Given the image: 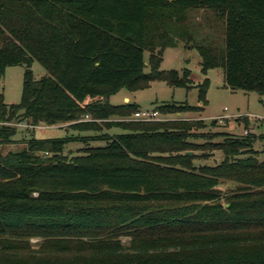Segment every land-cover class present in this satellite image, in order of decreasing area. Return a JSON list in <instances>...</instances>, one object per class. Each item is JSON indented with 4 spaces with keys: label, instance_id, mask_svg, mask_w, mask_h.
Masks as SVG:
<instances>
[{
    "label": "trees",
    "instance_id": "16d2710c",
    "mask_svg": "<svg viewBox=\"0 0 264 264\" xmlns=\"http://www.w3.org/2000/svg\"><path fill=\"white\" fill-rule=\"evenodd\" d=\"M199 9L213 12L209 32L190 17ZM181 41L203 74L222 67L227 87L264 97V0H0V82L26 66L20 103L0 93V119L80 133L0 154V264H264V133L215 132L224 159L197 165L203 120L165 117L199 106L164 102L165 119L141 121L126 120L138 103L110 102L155 81L193 87L190 69H161ZM35 60L48 75L34 78ZM196 86L206 104L210 79ZM17 131L0 128V143ZM78 140L89 145L68 157ZM223 181L238 186L224 194Z\"/></svg>",
    "mask_w": 264,
    "mask_h": 264
},
{
    "label": "rangeland",
    "instance_id": "374dc122",
    "mask_svg": "<svg viewBox=\"0 0 264 264\" xmlns=\"http://www.w3.org/2000/svg\"><path fill=\"white\" fill-rule=\"evenodd\" d=\"M192 21L200 22L205 27L206 32L210 31V25L214 21L213 12L207 9H199L190 13ZM149 54L146 53V57ZM202 57L197 49L185 48L184 43L181 41L175 47H168L163 54V62L161 64L162 70H178L180 73L185 68L191 70V78L194 81V86L190 89L184 87H172L165 81H155L152 85L144 90L129 91L122 89L117 94L110 98V102L115 105L129 102L125 100V96H128L132 102H137L140 108L143 110H154L156 106L164 102H187L194 106H199L200 110L185 112L181 115H168L165 118L185 119V120H203L204 127L201 129H193L197 133L192 141L196 143L191 154H196L194 162L197 165H213L219 163L224 159V154L221 150H212L210 148L213 142H223L222 136H214L215 132H226L233 134H244L246 129L256 134L264 133V122H259L254 115H264V97L260 96L257 92H246L241 89H231L226 86L225 72L222 67L209 70L205 75L201 68ZM26 66L14 65L9 66L6 69L4 78L0 82V93H3L5 102L9 105L18 104L22 98L24 75ZM32 70L35 79H40L43 76L49 74L47 69L37 60L32 64ZM150 68H146V72H149ZM206 78L210 79V87L207 92L208 102L205 104L203 101H199V86ZM232 116L228 119H217L218 116L228 115ZM238 114V115H237ZM253 114V115H252ZM243 115H249L250 125L252 128H246L244 121H237V117ZM225 117V116H224ZM215 120V121H214ZM69 123H63L56 126H49L41 124L36 129L18 128V131L14 137V142L0 143V154H6L9 151H16L25 147L26 141L33 135L36 137L48 138L58 137L64 135H76L78 132L73 131ZM61 126V127H60ZM103 132L110 134L120 133L119 128H104ZM96 133L93 131L82 133V135L92 136ZM199 137H201L199 139ZM199 144V145H197ZM89 144L85 142L71 141L66 145L64 153L68 157L79 155L82 149ZM91 146H105L106 143L102 141L90 142ZM255 148L258 150L263 149V142L258 140L255 143ZM204 152H208L206 156H203ZM263 156H260L262 159ZM236 182L223 181L220 185V189L224 194L236 189ZM38 239H32V242H37Z\"/></svg>",
    "mask_w": 264,
    "mask_h": 264
},
{
    "label": "built area",
    "instance_id": "2783aa9c",
    "mask_svg": "<svg viewBox=\"0 0 264 264\" xmlns=\"http://www.w3.org/2000/svg\"><path fill=\"white\" fill-rule=\"evenodd\" d=\"M243 115H239V117H242ZM247 116V115H246ZM249 116V115H248ZM257 119L264 120V116H256ZM223 119L224 116H218L217 119ZM87 119H89L87 117ZM165 119L160 115V113L154 109V110H138L131 118H128L126 120H141V121H156V120H163ZM3 127H13V128H26V129H36L39 126H35L32 124L27 123L25 120H8V119H0V128ZM247 133V130L245 131Z\"/></svg>",
    "mask_w": 264,
    "mask_h": 264
},
{
    "label": "crops",
    "instance_id": "0c3cea01",
    "mask_svg": "<svg viewBox=\"0 0 264 264\" xmlns=\"http://www.w3.org/2000/svg\"><path fill=\"white\" fill-rule=\"evenodd\" d=\"M125 100H128V101H131V99L128 97V96H125ZM263 101H264V99H262ZM135 102V101H134ZM137 103V102H136ZM179 115H181V114H178V116ZM238 115V114H237ZM253 115V114H252ZM223 116H225L224 118H226V119H228V118H230L232 115L231 114H228L227 116L226 115H223ZM254 116H264V115H260V114H258V115H254ZM239 117V116H238ZM237 117V118H238ZM236 118V119H237ZM57 125H59V124H57ZM53 126H56V125H53ZM61 127V126H60Z\"/></svg>",
    "mask_w": 264,
    "mask_h": 264
},
{
    "label": "water",
    "instance_id": "95a60500",
    "mask_svg": "<svg viewBox=\"0 0 264 264\" xmlns=\"http://www.w3.org/2000/svg\"><path fill=\"white\" fill-rule=\"evenodd\" d=\"M188 153H191V152H188Z\"/></svg>",
    "mask_w": 264,
    "mask_h": 264
}]
</instances>
